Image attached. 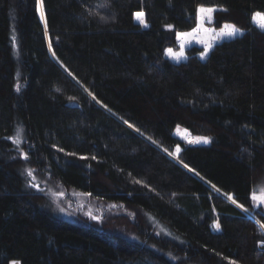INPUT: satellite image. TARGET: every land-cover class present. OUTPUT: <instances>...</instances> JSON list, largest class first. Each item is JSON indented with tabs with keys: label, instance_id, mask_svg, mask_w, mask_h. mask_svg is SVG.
Listing matches in <instances>:
<instances>
[{
	"label": "trees",
	"instance_id": "16d2710c",
	"mask_svg": "<svg viewBox=\"0 0 264 264\" xmlns=\"http://www.w3.org/2000/svg\"><path fill=\"white\" fill-rule=\"evenodd\" d=\"M200 6L243 35L170 60ZM255 12L264 0H0V264H264L259 223L228 199L264 224L251 199L264 176ZM178 129L213 142L189 145ZM177 146L181 163L165 152ZM27 170L133 211L136 236L55 215Z\"/></svg>",
	"mask_w": 264,
	"mask_h": 264
},
{
	"label": "rangeland",
	"instance_id": "374dc122",
	"mask_svg": "<svg viewBox=\"0 0 264 264\" xmlns=\"http://www.w3.org/2000/svg\"><path fill=\"white\" fill-rule=\"evenodd\" d=\"M40 2H41V0H40ZM39 5H41V3H39ZM41 10H42V7L39 8L40 17H41ZM215 12L212 14V22L208 23L207 20H205L204 27L208 28V29H216V31L218 32L219 29L216 28L214 25V23H215ZM136 22H138V21L136 20ZM198 22L199 21H198V17H197V23ZM196 26H197V24H196ZM192 30L186 31V32H179V33H190V32H192ZM242 32H243V30H242ZM211 35H212L211 32H208V33L200 32L195 36H189V37L182 39V40L177 39L178 47L171 48V49H173L174 52H179L180 51V44L184 43V45H185L184 56L186 58L181 59L180 61H185L188 58V55H187L188 50L191 49L192 47L198 46V47L203 48V50H204V44L198 43L197 41H205V42L210 41L211 45H212L210 50H209V52H210L216 44L221 43L223 41L231 40V39L210 40ZM238 36H241V35H238ZM238 36H236V37H238ZM209 52H208V54H209ZM170 60H172V59H170ZM173 61H175V60H173ZM176 136L180 140H182L183 142H185L189 145H193V144L211 145L213 142V139L209 137L210 143H207V144H204V143H188L187 142L188 139H194V137H192L190 135V132L188 130H185V129H178L176 131ZM185 137H187V139H185ZM16 138L17 137L15 136L13 138V140ZM23 139L24 138L22 136V143L19 146V151H20V153L23 152L24 154H26L25 151L23 150ZM175 150L172 153H175ZM165 152L169 153V151H165ZM180 154H181V151L178 154V158H174L173 156H171V157L173 159H175L176 161L181 163V161L179 159ZM34 176L36 177L34 182L37 185H39V190H37V188H34L35 191L44 196L45 208L48 209L49 211L53 212L55 215H60L64 219H66L70 222H73V223H81V224H85V225H89V226L95 225V226H99L102 228L109 229L110 232H115V233H119V234H122L125 236L126 235L130 236V237L136 236L134 231L131 232L128 229V226L126 225V222L124 220V218H128L132 222L137 221V219H136L137 215L133 211L129 210L128 208L123 207L119 204L108 203V202H105L102 200H98L96 198H93L92 196L81 195L82 194L81 192H78L75 190H67V189L63 188L60 184H57L56 182L52 181L48 176H44L41 179L38 178V175H36L35 171H34ZM30 180H31V183H33L31 177H30ZM261 189H264V176L261 180L258 181L253 192H255L257 194V196L264 195V193L261 192ZM61 193L63 195H61ZM252 203H253L254 209L262 210L264 212V204H260L259 200H256V201L252 200ZM60 208H63L64 211L61 212L59 210ZM89 214L98 217V220L90 219ZM247 214L249 216H251L254 220H256L259 223V225L263 224L253 211L249 210L247 212ZM155 226H157L156 223H155ZM160 232H161L160 229L156 230L157 235H159ZM261 247L264 248V246H261Z\"/></svg>",
	"mask_w": 264,
	"mask_h": 264
},
{
	"label": "snow or ice",
	"instance_id": "6c2138e0",
	"mask_svg": "<svg viewBox=\"0 0 264 264\" xmlns=\"http://www.w3.org/2000/svg\"><path fill=\"white\" fill-rule=\"evenodd\" d=\"M220 11H227V9H219ZM217 11L216 7H204V6H200L197 9V17H198V23L196 28H194L192 30V32L190 33H177V39L178 40H182L185 39L189 36H195L200 32H211V38L210 40H222V39H234L236 36L238 35H243V32L240 28H238L236 25L234 24H224L223 27H221L219 29V31L217 32L216 29H208L204 27V23L205 20H207L208 23L212 22V14ZM100 19H104V17H100ZM135 19L139 22V24L141 26H143L144 28L149 27L148 23L146 22L145 19V14L143 12H137L135 13ZM41 20H44V13L43 10H41ZM251 23L258 28L260 31L264 32V13L261 12H255L251 15ZM167 28L171 29L172 25H167ZM45 30L47 32V25L45 23ZM198 43H203L204 44V51L201 52V59H204L210 48H211V42H205V41H197ZM184 43L180 44V51L179 52H174L173 49L169 48L165 50V55H167L170 59L175 60L176 62H179L181 59L186 58L184 56ZM49 50L52 51V46L51 43L49 44ZM53 56H55V52L52 53ZM67 70V69H66ZM69 75H71V73H69ZM16 90L19 91L20 90V85L17 84L16 86ZM89 95H92L91 93H89ZM93 100H96V97L93 96L92 97ZM75 98L74 97H69V101H74ZM97 103H99V101H97ZM125 123H128L127 121H125ZM129 128H133L134 126L132 124H128ZM135 131L139 132V129H134ZM142 135V133H141ZM16 139H14L12 142L17 146V150H19V146L22 143V130L18 129L17 133H16ZM185 139H187V137H185ZM188 143H210V138L206 137V136H197L194 139H188L187 141ZM153 143H155V141H153ZM58 151H63V149H57ZM167 151V150H165ZM181 149L179 146L176 147L175 153L169 152L168 154L170 156H173L174 158H178V154L180 153ZM68 155H75V153H67ZM21 156L27 160L28 156L26 154H24L23 152H21ZM80 159H86V157H80ZM92 159H95V157H92ZM185 168H188V171L193 172L194 169H191L188 167L187 164H184ZM197 175H199V173H196ZM27 176L32 178L33 183L30 184L31 187L37 188V190H39V185H37L34 181L36 179V177L34 176V170H27ZM136 183H140V181H136ZM213 188H215V185H213ZM217 192H219V189H216ZM261 192L264 193V189H261ZM61 195H63L61 193ZM81 195H88L90 196L91 193H87V194H81ZM228 195V194H225ZM228 199L231 200V202L233 204L236 205V207L240 208L243 212L247 213L249 211L248 208L244 207L243 204H239L237 203V201L235 199H233V197L231 195H228ZM251 199L253 201L259 200L260 204H264V195L261 196H257V194L255 192H253ZM61 212L64 211L63 208L59 209ZM90 219L93 220H98V217L89 214ZM213 227L219 231L220 230V225L219 223H216L213 225ZM260 228L262 230V236H264V224L260 225ZM261 246H264V240L260 241ZM11 264H19L18 261H12ZM231 264H235V261H232Z\"/></svg>",
	"mask_w": 264,
	"mask_h": 264
},
{
	"label": "crops",
	"instance_id": "0c3cea01",
	"mask_svg": "<svg viewBox=\"0 0 264 264\" xmlns=\"http://www.w3.org/2000/svg\"><path fill=\"white\" fill-rule=\"evenodd\" d=\"M138 24H139V22H137ZM140 25V24H139ZM173 61V60H172ZM174 62H176V61H174Z\"/></svg>",
	"mask_w": 264,
	"mask_h": 264
},
{
	"label": "water",
	"instance_id": "95a60500",
	"mask_svg": "<svg viewBox=\"0 0 264 264\" xmlns=\"http://www.w3.org/2000/svg\"><path fill=\"white\" fill-rule=\"evenodd\" d=\"M213 188V186H211ZM215 189V188H214Z\"/></svg>",
	"mask_w": 264,
	"mask_h": 264
}]
</instances>
